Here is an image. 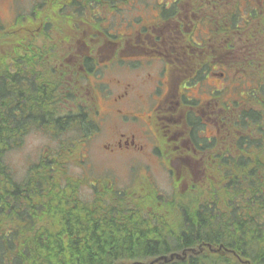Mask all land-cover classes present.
Returning a JSON list of instances; mask_svg holds the SVG:
<instances>
[{"label":"trees","instance_id":"obj_1","mask_svg":"<svg viewBox=\"0 0 264 264\" xmlns=\"http://www.w3.org/2000/svg\"><path fill=\"white\" fill-rule=\"evenodd\" d=\"M105 1L44 0L46 6H59L60 13L56 18L44 15L43 35L14 30L10 36L13 58L23 59L22 46L28 44L31 49L39 39L57 45V37L49 32L52 27L59 35L65 33V39L70 29L79 32L84 16L116 3ZM258 10L254 18L264 27V3ZM31 15L17 21L14 29L39 25L42 19ZM92 15L91 29L106 32L105 19ZM5 38L0 34L2 53ZM260 41L252 43L259 46L250 47L249 52L259 49L264 55V32ZM4 59L0 50V60ZM250 64L249 60L244 68L256 87L248 95V104L236 113V130L242 133L236 139L227 136L221 161L204 164L200 180H192L191 169L180 179L170 172L171 193L160 191L153 182L120 187L112 179L100 183L76 176L72 151L74 141L87 132L85 113L55 116L56 99L49 91L52 79L49 82L47 77L43 81L47 109L33 104L16 113L24 74L20 70L13 74L12 107L2 78L0 264H264V64ZM36 86L27 83L24 90L36 93ZM253 99L257 107L250 106ZM32 130L44 133L48 142L22 176L16 177L9 154L23 145ZM208 244L221 248L214 253L206 248ZM181 252L184 258L169 259Z\"/></svg>","mask_w":264,"mask_h":264},{"label":"flooded vegetation","instance_id":"obj_2","mask_svg":"<svg viewBox=\"0 0 264 264\" xmlns=\"http://www.w3.org/2000/svg\"><path fill=\"white\" fill-rule=\"evenodd\" d=\"M8 3L15 18L11 23H0V34L8 36L3 53L0 44L5 55L0 60V81L4 79L6 98L12 107L16 96L13 74L20 70L24 77L16 113L33 104L46 110L43 81L52 79L49 91L56 99L54 115L76 117L84 112L88 122L85 136L74 141L75 165L77 157L85 163V144L107 125L103 152L118 156L135 153L150 162L182 164L179 174L187 165L194 175H202L204 164L221 161L227 136L236 139L242 133L236 130V113L246 102L237 107L235 102L229 108L224 101L232 100V92L242 83V73L248 75L252 87L238 98L247 100L253 85L256 87L244 66L249 60L264 64L259 49L249 52L250 47L259 46L252 43L261 42L264 32L259 18H254L264 0H116L114 6L103 5L90 13L103 18V12L109 13L105 26L116 16L115 36L107 33L109 26L106 32L99 31L86 22L79 29L86 43L73 46L77 31L70 29L65 39V33L59 35L52 27L49 32L58 44L45 39H39L31 49L24 44L21 60L13 58L11 34L14 30L26 35L45 34L44 15L56 18L60 8L32 0L30 12L23 15L28 8L16 14L15 0ZM50 6L52 11H46ZM30 13L33 19L34 13L42 19L39 25L14 29L15 23L26 21ZM95 40H102L99 50L91 48ZM27 83H35L37 92L24 90ZM83 168V173L74 174H87L90 167Z\"/></svg>","mask_w":264,"mask_h":264},{"label":"rangeland","instance_id":"obj_3","mask_svg":"<svg viewBox=\"0 0 264 264\" xmlns=\"http://www.w3.org/2000/svg\"><path fill=\"white\" fill-rule=\"evenodd\" d=\"M31 1L32 0H15V13L17 14L19 11H25L26 8H28V10L23 15L29 13L31 10ZM1 2L0 8L2 9V15H0V23L7 24L2 20H6L8 21V23H11V21L14 20L15 17L10 13L9 3L7 5L8 0H1ZM5 5L8 6L7 12L4 11ZM108 14L109 13L103 12L102 15L104 16V18H106ZM92 16L95 17V15H90L89 13L88 16L83 17L84 21L82 22L92 23L94 20ZM109 19L111 20L107 21L108 24L106 26H109L111 29L110 31H107V33L109 34V36H115L118 31L116 16L115 19L114 17H110ZM81 35L82 34L78 32L77 35L74 36V39L72 38V42H75L76 40L73 46L77 45L78 42L86 43V40L83 39ZM95 41L96 43H94V46L92 45L91 48L93 50H99L102 40L101 42L99 40ZM101 55L102 53L99 51V58L101 57ZM259 62L260 61H258V63ZM239 77L241 78L242 83L235 92H232V100L226 99L224 101V105L229 108H232L235 102H237L236 106H238L243 101L247 104L249 101L240 100L238 98L239 95L243 94L244 90L252 87V85H250L248 81V75L246 73H242L241 75H239ZM253 87H255V85H253ZM258 100L261 101L260 98H258ZM253 104L255 105V107H257L259 103L257 102V100L253 99V101H250V106L253 107ZM106 126L103 127L97 135L91 138V140L87 141L85 147L83 148V151L86 153V159L84 160L85 163L82 161L83 158L81 159L80 157H77L76 161L78 162V164H74V166H71L73 172L75 171L76 174H81L84 172L83 167L87 166V168L90 167V169L92 170V176L107 175L109 177H112L116 181L117 186L120 187L132 184L140 186L143 181L146 180V182L149 183L153 182L160 191L171 193L173 191V187L169 170H173L174 175L178 179L184 177V174L186 175V172L190 170L189 168H184L179 174L177 170L182 164H163L153 161L150 162L145 159L136 157L135 155H139L135 153L118 156L110 155L111 153L108 152H103L102 144L105 143L106 140ZM47 142L48 137H46L44 133L39 130H32L28 135H26L23 145L16 151H13L9 154V162H11V165L15 170L16 177L22 176L25 171V167L29 164V162L34 161L37 153H40L42 151L43 146ZM184 166L188 167L187 165ZM198 168H201V166L198 165ZM201 178V174H196L193 176L192 180L198 181Z\"/></svg>","mask_w":264,"mask_h":264},{"label":"water","instance_id":"obj_4","mask_svg":"<svg viewBox=\"0 0 264 264\" xmlns=\"http://www.w3.org/2000/svg\"><path fill=\"white\" fill-rule=\"evenodd\" d=\"M135 264V263H134ZM139 264H142V263H139Z\"/></svg>","mask_w":264,"mask_h":264}]
</instances>
